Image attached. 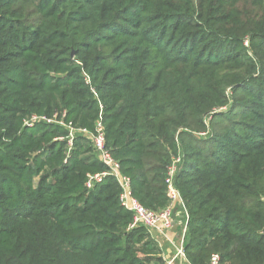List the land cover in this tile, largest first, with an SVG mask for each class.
Listing matches in <instances>:
<instances>
[{
  "label": "trees",
  "instance_id": "obj_1",
  "mask_svg": "<svg viewBox=\"0 0 264 264\" xmlns=\"http://www.w3.org/2000/svg\"><path fill=\"white\" fill-rule=\"evenodd\" d=\"M238 1L0 0V264H166L114 177L85 185L97 122L148 209L179 157L191 264H264V0ZM54 113L71 147L25 124Z\"/></svg>",
  "mask_w": 264,
  "mask_h": 264
},
{
  "label": "built area",
  "instance_id": "obj_2",
  "mask_svg": "<svg viewBox=\"0 0 264 264\" xmlns=\"http://www.w3.org/2000/svg\"><path fill=\"white\" fill-rule=\"evenodd\" d=\"M63 118L64 114L59 115L58 113H54L51 116L32 115L29 119L25 120V124L31 125L38 121L62 124L68 129L67 143L68 146L71 147L75 132L86 133V131L73 127L70 122L65 123ZM88 137L91 140L98 158L105 165L106 170L88 175L85 183L86 187L90 188L95 182L100 181L103 176H112L115 178L120 188L118 196L120 204L132 214V220L129 224L130 228L143 225L151 235L154 233L164 234L166 231L172 229L175 225L173 221L174 206L181 203L179 192L173 183V176L176 171L177 163L179 162V157L174 158L173 162L167 167L165 185L170 201L163 209L155 211L146 208L132 194L130 178L121 173L118 161L105 146L104 130L100 122H97L94 131L90 133ZM184 230L185 227L183 226L182 233H184ZM178 253L180 255L184 254L182 246L179 248ZM208 264H222L220 255L216 252L211 253Z\"/></svg>",
  "mask_w": 264,
  "mask_h": 264
},
{
  "label": "crops",
  "instance_id": "obj_3",
  "mask_svg": "<svg viewBox=\"0 0 264 264\" xmlns=\"http://www.w3.org/2000/svg\"><path fill=\"white\" fill-rule=\"evenodd\" d=\"M181 204L182 203H178L174 206L173 221L175 225L173 228L166 231L164 234L154 233L151 235L159 244V247L162 251V256L166 260V264H191L184 254L180 255L178 253V250L182 246L183 242V234L182 230L180 229H183V227L179 226L182 222L180 216L182 215L180 210V208H182Z\"/></svg>",
  "mask_w": 264,
  "mask_h": 264
},
{
  "label": "rangeland",
  "instance_id": "obj_4",
  "mask_svg": "<svg viewBox=\"0 0 264 264\" xmlns=\"http://www.w3.org/2000/svg\"><path fill=\"white\" fill-rule=\"evenodd\" d=\"M247 2L248 4H249V0H240V1H238L237 3H236V7H237V9H242V8H245V2Z\"/></svg>",
  "mask_w": 264,
  "mask_h": 264
},
{
  "label": "water",
  "instance_id": "obj_5",
  "mask_svg": "<svg viewBox=\"0 0 264 264\" xmlns=\"http://www.w3.org/2000/svg\"><path fill=\"white\" fill-rule=\"evenodd\" d=\"M70 55L72 56L73 55V52Z\"/></svg>",
  "mask_w": 264,
  "mask_h": 264
}]
</instances>
